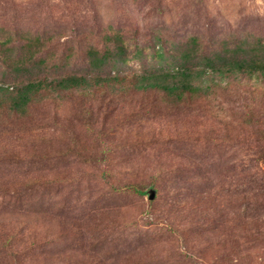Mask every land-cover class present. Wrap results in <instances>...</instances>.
Returning a JSON list of instances; mask_svg holds the SVG:
<instances>
[{"label":"rangeland","instance_id":"rangeland-1","mask_svg":"<svg viewBox=\"0 0 264 264\" xmlns=\"http://www.w3.org/2000/svg\"><path fill=\"white\" fill-rule=\"evenodd\" d=\"M35 35L40 78L130 88L185 65L193 38L196 65L263 45L264 0H0V83L2 52ZM92 49L112 50L100 72ZM206 86L175 113L155 93L68 92L0 127V264H264V81Z\"/></svg>","mask_w":264,"mask_h":264},{"label":"trees","instance_id":"trees-1","mask_svg":"<svg viewBox=\"0 0 264 264\" xmlns=\"http://www.w3.org/2000/svg\"><path fill=\"white\" fill-rule=\"evenodd\" d=\"M197 43L196 38L191 40V47L185 50L181 57L185 65L178 68L176 72L147 73L140 77L137 85L135 83L130 88L123 86L114 89V83L119 81L115 77L65 74L49 80L35 75L41 73V68L45 65V60L41 58L45 43L39 35L29 36L23 40L20 46L21 52L14 60L10 59L14 56L8 54L9 49L2 52V62L6 64L3 73L7 78L0 83V127H13L23 122L30 111L36 110L35 108L41 106L47 98L68 92H80L82 96H90V91L107 93L110 89L111 92L108 91V93L115 95L116 100L121 98L124 100L128 93H155L172 99L169 110L175 113L174 111L182 109L180 103L188 98V95L205 99L210 93L212 94L206 83L214 73L222 75L239 73L250 77L257 76L264 81V44L259 42L253 44L247 51L240 44L234 48L228 45L221 51L206 53L204 63L196 65L192 57L199 51ZM116 50L118 51L117 59L114 58L111 61L123 63L124 60L118 58L122 55L123 46L117 44ZM111 56V49H106L102 53L92 49L87 56L88 66L92 71L100 72L110 63ZM128 188H133L141 194L133 185ZM154 193L151 191V195L148 194L150 201L154 199Z\"/></svg>","mask_w":264,"mask_h":264}]
</instances>
